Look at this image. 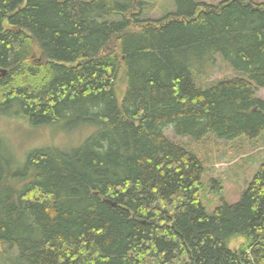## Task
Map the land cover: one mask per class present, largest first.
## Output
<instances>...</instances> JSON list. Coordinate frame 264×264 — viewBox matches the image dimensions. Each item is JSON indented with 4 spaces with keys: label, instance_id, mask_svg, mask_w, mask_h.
I'll return each instance as SVG.
<instances>
[{
    "label": "trees",
    "instance_id": "trees-1",
    "mask_svg": "<svg viewBox=\"0 0 264 264\" xmlns=\"http://www.w3.org/2000/svg\"><path fill=\"white\" fill-rule=\"evenodd\" d=\"M174 1L143 18L144 0H0V115L95 126L76 147L0 156L11 264H264V157L208 214L201 161L164 133L261 135L264 0ZM216 57L236 74L203 88Z\"/></svg>",
    "mask_w": 264,
    "mask_h": 264
},
{
    "label": "rangeland",
    "instance_id": "rangeland-1",
    "mask_svg": "<svg viewBox=\"0 0 264 264\" xmlns=\"http://www.w3.org/2000/svg\"><path fill=\"white\" fill-rule=\"evenodd\" d=\"M143 18H161L168 12H175L177 5L174 0H144ZM205 3H216L220 0H199ZM262 2L263 0H254ZM113 16L112 19H117ZM212 71L205 76H195L201 87H208L218 79L234 76L226 63L216 57ZM256 95L264 99V88H259ZM95 129L91 123L69 124L65 119L49 125L35 126L23 117L0 115V156L25 160L29 151L35 148L56 146L69 149L79 146ZM167 137L181 143L196 154L204 170L201 176L202 186L199 196L206 212L210 214L222 201L234 203L248 187L258 171L264 157V131L255 141L251 142L240 136L227 141L209 133L204 139L196 141L187 136H177L171 127H166ZM10 160V159H9ZM11 164V163H10ZM20 179L17 180V182ZM235 241L232 246H236ZM0 246V264H11L10 259L15 251L3 252Z\"/></svg>",
    "mask_w": 264,
    "mask_h": 264
}]
</instances>
